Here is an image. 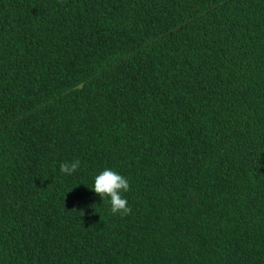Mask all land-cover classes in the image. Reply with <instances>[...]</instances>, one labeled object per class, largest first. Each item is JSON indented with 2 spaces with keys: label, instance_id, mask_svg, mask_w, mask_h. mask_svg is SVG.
<instances>
[{
  "label": "trees",
  "instance_id": "obj_1",
  "mask_svg": "<svg viewBox=\"0 0 264 264\" xmlns=\"http://www.w3.org/2000/svg\"><path fill=\"white\" fill-rule=\"evenodd\" d=\"M0 264H264V0H0Z\"/></svg>",
  "mask_w": 264,
  "mask_h": 264
},
{
  "label": "clouds",
  "instance_id": "obj_2",
  "mask_svg": "<svg viewBox=\"0 0 264 264\" xmlns=\"http://www.w3.org/2000/svg\"><path fill=\"white\" fill-rule=\"evenodd\" d=\"M80 168V160L71 162H61L59 170L63 174L71 175ZM93 190L103 200L110 198L111 212L127 217L132 214V208L128 205L127 199L123 193L130 190V184L127 178L112 169H104L95 177ZM98 214V213H97Z\"/></svg>",
  "mask_w": 264,
  "mask_h": 264
}]
</instances>
